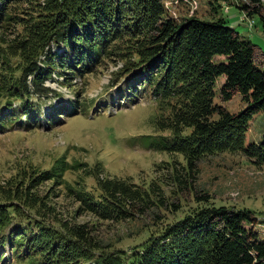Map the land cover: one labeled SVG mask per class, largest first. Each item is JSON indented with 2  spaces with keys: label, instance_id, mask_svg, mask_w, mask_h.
I'll list each match as a JSON object with an SVG mask.
<instances>
[{
  "label": "trees",
  "instance_id": "1",
  "mask_svg": "<svg viewBox=\"0 0 264 264\" xmlns=\"http://www.w3.org/2000/svg\"><path fill=\"white\" fill-rule=\"evenodd\" d=\"M164 11L162 0H0V128L21 123L31 128L42 117L53 123L67 112L83 110L87 103L80 98L44 113L42 97L54 91L45 80L53 73L67 80L91 74L104 61L118 58L120 69L139 77L140 87L155 100L151 123L161 133L142 139L156 150L183 153L187 170L177 183L184 182L196 201L164 222V214L153 210L175 216L181 213L179 203H166L151 185L145 189L128 179L104 178L98 161L69 162L61 155L48 168L28 164L31 184L24 182L22 166L21 173L0 186V247L5 242L12 252L24 247L30 264H264V240L247 227L254 224L251 212L215 206L192 185V160L239 144L237 130L264 112V67L256 63L254 44L241 38L226 18H166L156 25ZM148 21H153L150 29ZM146 26L150 34L142 36ZM193 60L198 62L192 65L194 75L186 76ZM216 81L221 82V100L240 95L245 103L241 111L230 113L213 103ZM214 114L218 119H212ZM260 145L264 151V133ZM68 170L75 177L67 188L84 210L111 221L153 212L149 219L154 228L130 249L107 251L92 226L55 225L57 220L49 218L53 212L32 190L38 182L67 183ZM86 177L97 182L88 184ZM142 227L149 229L147 223Z\"/></svg>",
  "mask_w": 264,
  "mask_h": 264
},
{
  "label": "rangeland",
  "instance_id": "2",
  "mask_svg": "<svg viewBox=\"0 0 264 264\" xmlns=\"http://www.w3.org/2000/svg\"><path fill=\"white\" fill-rule=\"evenodd\" d=\"M162 4L164 15L158 17L156 25L166 18L176 22L187 17L208 21L226 18L241 38L249 39L254 44L256 63L264 67V0H260L259 4L251 0H162ZM152 22L148 24L149 29ZM146 24L145 21L144 26ZM145 28L147 31L142 36L150 34L147 26ZM61 49L53 47L56 52H61ZM190 62L186 76L194 75L192 65L198 64L196 60ZM120 65L118 58H115V61H104L100 69L91 74L74 75L67 80L63 75L53 73L51 79L45 80L44 84L60 95L53 96V91L50 97H42L40 108L44 113L53 106L71 105L80 98L85 99L87 106L74 114L67 112L59 120L54 119L53 123L46 122L42 117L40 124L31 128H24L23 123L1 127L0 186H6L7 180L21 173L18 169L22 166H25L23 180L31 184L29 170H26L29 169L28 164L44 169L64 155L69 162L80 160L93 165L98 161L103 168L101 176L104 178L115 176L121 180L128 179L145 189L151 185L153 190L162 193L166 203H179L181 213H175V216L167 210L153 208V212L164 214V222L196 205L193 192L185 188L184 182L177 183L178 178H185L183 174L187 170L183 153L156 150L142 139L144 134L161 133L151 123L156 114L155 100L140 87L139 77L125 74ZM220 84L219 81L215 83L213 103L221 105L230 113L241 111L245 103L240 95H234L229 101L221 100L218 93ZM21 119L24 120V117ZM212 119H218L217 114ZM263 127L264 112L256 113L244 129L237 130L239 144L224 146L192 160L195 166L192 185L198 194H208L215 206L247 208L254 222L247 227H252L262 240L264 151L260 144ZM248 142L254 143L245 148ZM72 172L68 170L65 173L67 183L53 185L50 181L38 182L32 190L41 197L44 207L53 212L49 218L57 220L55 225L60 228L63 223L67 226H92L100 244L109 246L107 251L130 249L145 239L154 228L149 219L153 212L134 219L111 221L84 210L67 188V184L73 186L75 173ZM85 179L88 184L97 182L92 177ZM144 223L149 229L140 228ZM17 251L12 252V245L5 242L0 247V264H30L29 253L24 247L17 248ZM83 264L94 263L85 261Z\"/></svg>",
  "mask_w": 264,
  "mask_h": 264
}]
</instances>
